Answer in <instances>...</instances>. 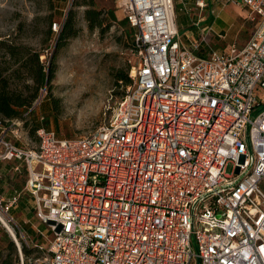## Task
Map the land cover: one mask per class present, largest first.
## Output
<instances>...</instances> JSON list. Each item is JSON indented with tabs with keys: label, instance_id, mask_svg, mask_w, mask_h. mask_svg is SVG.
<instances>
[{
	"label": "built area",
	"instance_id": "2783aa9c",
	"mask_svg": "<svg viewBox=\"0 0 264 264\" xmlns=\"http://www.w3.org/2000/svg\"><path fill=\"white\" fill-rule=\"evenodd\" d=\"M228 3L255 32L203 56L209 43L183 41L175 0H120L135 83L94 133L43 126L36 147H19L8 134L23 120L0 119V162L28 170L49 264H264V0Z\"/></svg>",
	"mask_w": 264,
	"mask_h": 264
},
{
	"label": "rangeland",
	"instance_id": "374dc122",
	"mask_svg": "<svg viewBox=\"0 0 264 264\" xmlns=\"http://www.w3.org/2000/svg\"><path fill=\"white\" fill-rule=\"evenodd\" d=\"M95 1L97 7H102L106 13L114 11L118 21L104 26L103 30L92 31L85 20L86 7L74 6L76 0H0V39L7 38L17 45L41 51V60L46 63L53 57L60 27L68 12L74 9L78 15L79 34L58 50L55 59L56 78L49 87L40 90V104L27 118L29 126L20 130L22 145L34 148L38 144L37 134L32 137L29 135L33 122H42L47 130L55 131L64 139L94 133L109 121L117 102L126 95L128 88L134 86V80L130 86H124L121 82L118 84L117 81V76L125 71L133 79L134 62L128 37L132 28L129 24L120 23L126 19L120 0ZM175 1L186 3L183 11H178L177 19L180 24L188 21L187 24H181L185 27L184 31H189L188 34L181 33L183 41L186 36L198 41L204 35L209 43L204 44L205 47L198 54L223 52L234 44L243 47L255 32L256 25L245 7L215 2L201 9L193 0ZM219 15V27L206 35L208 28L213 26V19ZM55 24L56 29L53 28ZM222 28L228 30V37L224 41L218 38L219 29ZM41 117L44 120L39 122ZM233 171L234 166L229 165L227 173L232 174ZM25 197L30 199V203L23 207L25 210H21V215L12 208L7 209L5 202L0 203V215L16 235V238L12 236L0 220V264H4L5 259L11 260L9 264H49L48 249L53 234L47 224L37 218L33 199L28 195ZM40 231L45 232L47 237H43ZM7 235L16 245L15 252L9 249ZM25 246L30 251L29 255L25 254Z\"/></svg>",
	"mask_w": 264,
	"mask_h": 264
},
{
	"label": "trees",
	"instance_id": "16d2710c",
	"mask_svg": "<svg viewBox=\"0 0 264 264\" xmlns=\"http://www.w3.org/2000/svg\"><path fill=\"white\" fill-rule=\"evenodd\" d=\"M81 1V0H80ZM76 0L74 6H85L84 11L85 20L88 23L90 30L104 29V26H110L113 22H117L118 18L114 11H106L102 7H97L95 0H82L80 2ZM199 0H194L196 3ZM175 12H177V19L179 18V10L183 11V6L186 4L175 1ZM181 17L182 16V13ZM74 9H71L63 25L60 27V34L56 42V50L52 59L46 63L41 60L43 53L27 47L25 45L16 44L7 38L0 39V119L5 120H23L24 127L28 128L27 118L35 112V109L31 111L33 104L40 96V90L45 87H49L56 78L55 59L59 49L63 48V45L71 38H75L79 34L78 29V17ZM178 22V26L181 32L184 34L185 27L181 24H187V22ZM121 24H128V21L124 19L120 21ZM189 25V24H188ZM50 33L53 31L50 29ZM136 31L131 29L128 37L131 41V48L136 44L134 43V36ZM186 42V41H185ZM204 48V47H203ZM197 53V52H196ZM198 54V53H197ZM118 84L121 82L124 86H130L133 84V79L128 74L120 73L117 76ZM264 108V107H263ZM29 113L28 115H26ZM39 122L41 120L39 119ZM45 125L36 124L33 122V127L29 130V135L32 137L36 134L37 130ZM24 207V206H23ZM9 249L13 252L16 251V245L10 240L7 235ZM25 254L29 255L30 251L27 247H24ZM2 257H0L1 259ZM11 260L5 259L4 264H9Z\"/></svg>",
	"mask_w": 264,
	"mask_h": 264
},
{
	"label": "crops",
	"instance_id": "0c3cea01",
	"mask_svg": "<svg viewBox=\"0 0 264 264\" xmlns=\"http://www.w3.org/2000/svg\"><path fill=\"white\" fill-rule=\"evenodd\" d=\"M204 2L206 4V6L208 7L211 3L214 4L215 2H217V3L227 2L228 3V0H204ZM195 5H196V3H195ZM238 6H240V5H238ZM241 7H243V6H241ZM219 19H221L220 15L215 16V18L213 19V24H212L213 30L216 27H219L218 23H217L220 21ZM219 30H220V34H218V38H220L219 35L225 36L224 38H220L221 40L224 41L228 37V30H226V28H222ZM188 32L189 31H185L184 34H188ZM189 38H190V36H186L184 39V42L186 41V43L188 44ZM247 43H245V45L243 47H238L237 44H234V45L236 47H238L239 49H242L246 46ZM232 46L233 45H230V47H232ZM230 47H228L223 52L229 50ZM209 53L210 52H208V53L206 52V54H209ZM200 54L203 55L202 53H200ZM203 56H205V55H203ZM21 129H24V126L20 129H17L16 133L21 135V133H22V132H20ZM8 139H10L12 142H14L19 147H21V146L28 147V146L22 145L20 142L21 137L20 136L16 137L13 132H10L8 134ZM27 180H28V170L22 161H19V160L8 161V160H6V161L0 162V201L5 202L6 205H8L17 199V202L11 208L13 210H15L16 211L15 213L18 215H21V213L23 212V211H21L22 209L25 210V208H23V206H26L28 204V202L30 203V199L26 198L25 196L28 195L29 198H32L31 195L26 190ZM33 202H34V210H35V200L34 199H33ZM19 211H21V212H19Z\"/></svg>",
	"mask_w": 264,
	"mask_h": 264
},
{
	"label": "bare ground",
	"instance_id": "6f19581e",
	"mask_svg": "<svg viewBox=\"0 0 264 264\" xmlns=\"http://www.w3.org/2000/svg\"><path fill=\"white\" fill-rule=\"evenodd\" d=\"M132 74H134V72H132ZM0 220H1V222L4 223V225H5V227L7 228V230L10 231L11 235L14 236V237L16 238V235H15L14 230H12L11 227H10L9 225L6 224V222H5L4 218L2 217V215H0Z\"/></svg>",
	"mask_w": 264,
	"mask_h": 264
}]
</instances>
